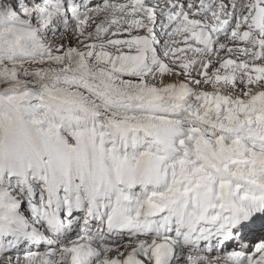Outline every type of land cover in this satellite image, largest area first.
<instances>
[{
	"label": "snow or ice",
	"instance_id": "obj_1",
	"mask_svg": "<svg viewBox=\"0 0 264 264\" xmlns=\"http://www.w3.org/2000/svg\"><path fill=\"white\" fill-rule=\"evenodd\" d=\"M0 264H264V0H0Z\"/></svg>",
	"mask_w": 264,
	"mask_h": 264
}]
</instances>
